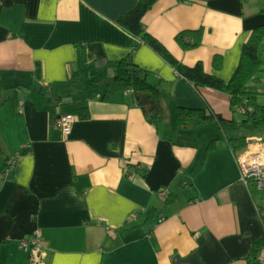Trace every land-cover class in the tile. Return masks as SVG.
<instances>
[{
    "label": "crops",
    "instance_id": "obj_1",
    "mask_svg": "<svg viewBox=\"0 0 264 264\" xmlns=\"http://www.w3.org/2000/svg\"><path fill=\"white\" fill-rule=\"evenodd\" d=\"M138 3L0 0V148L16 162L0 179V264H28L19 244L34 231L41 264H261V198L241 183L237 152L216 124L179 131L174 123L178 107L206 103L227 121L240 116L227 94L197 91L118 25ZM263 10L264 0H157L142 25L184 64L228 82ZM198 30L200 44L183 49L178 34ZM129 55L164 93L158 127L131 92L105 96L114 63ZM247 90L264 107V71ZM65 114L75 117L67 137L54 125ZM151 208L157 216L147 219Z\"/></svg>",
    "mask_w": 264,
    "mask_h": 264
},
{
    "label": "trees",
    "instance_id": "obj_2",
    "mask_svg": "<svg viewBox=\"0 0 264 264\" xmlns=\"http://www.w3.org/2000/svg\"><path fill=\"white\" fill-rule=\"evenodd\" d=\"M156 1L139 0L135 9L120 16L117 21L118 25L151 47L175 69L179 76L183 77L197 91L201 88H210L227 94L230 97V106L233 113L240 116L239 120L232 119L227 121L207 103L204 109L178 107L174 118L176 129L187 131L201 126L216 124L224 133V138L234 153L245 148L252 142L247 136H229L226 131L231 128H244L249 131L264 130V107L257 103L256 93L247 90L249 82L257 81L258 74L264 71V62L261 59V49L264 45V25L256 27L251 32L243 46L236 72L230 81L225 82L220 77L207 73L201 63H197L194 66L184 64L171 54L158 39L145 31L142 25V18ZM201 34L200 30L194 32L185 31L178 34L177 41L183 49H191L200 44ZM188 35H192L193 39H187ZM213 65L216 69L222 67L221 56L214 58ZM116 91L131 92L135 104L142 110L149 124L158 127L165 121L166 112L163 91L158 84H154L149 80V73L141 68L131 55L114 63L112 84L111 86L108 85L105 96ZM249 107H252L253 110L250 112L246 111L244 114L241 113L242 109H248ZM88 117V109L80 108L79 118L87 119ZM216 142L217 140L213 139L208 144L206 153L215 149ZM22 152L25 153L26 151ZM8 162L9 158L4 156L0 148V170H5L8 167ZM174 200L175 198L169 194L165 203L169 204L174 202ZM154 216H157L156 209L151 208L147 214V219H151ZM257 245L256 247H258ZM254 250L257 251V249Z\"/></svg>",
    "mask_w": 264,
    "mask_h": 264
},
{
    "label": "built area",
    "instance_id": "obj_3",
    "mask_svg": "<svg viewBox=\"0 0 264 264\" xmlns=\"http://www.w3.org/2000/svg\"><path fill=\"white\" fill-rule=\"evenodd\" d=\"M190 41V40H189ZM192 41V40H191ZM252 107L242 109L241 113L252 111ZM75 121V117L71 114L60 115L55 120L54 125L62 131L64 137H67ZM237 162L240 169V181L247 188H251L254 184L260 192L263 193L259 204L257 205V213L264 226V140L252 141L245 148L239 150L236 154ZM15 161L8 162V167L5 170H0V179H5L13 171ZM142 169V167H141ZM128 171V170H127ZM127 176L131 174L126 173ZM170 192L167 188H162L160 191L161 198L165 201ZM137 215H132L129 221L135 220ZM164 219L159 218L158 222ZM22 251L28 254V264H41L39 253L42 249V239L39 231H34L30 235L24 237L19 244ZM257 260L264 264V246L260 247L257 253Z\"/></svg>",
    "mask_w": 264,
    "mask_h": 264
},
{
    "label": "rangeland",
    "instance_id": "obj_4",
    "mask_svg": "<svg viewBox=\"0 0 264 264\" xmlns=\"http://www.w3.org/2000/svg\"><path fill=\"white\" fill-rule=\"evenodd\" d=\"M258 85H256L257 88ZM259 87V86H258ZM229 136H247L250 141H263L264 140V130L262 131H249L244 128H231L226 131ZM221 137H224V133L221 132ZM253 190L259 198L263 196V193L260 192L257 188V185H253Z\"/></svg>",
    "mask_w": 264,
    "mask_h": 264
}]
</instances>
